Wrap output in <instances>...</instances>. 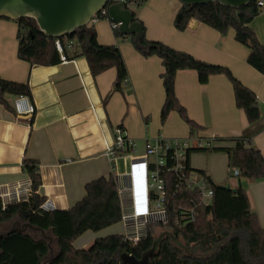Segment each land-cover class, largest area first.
Wrapping results in <instances>:
<instances>
[{
	"label": "crops",
	"instance_id": "crops-1",
	"mask_svg": "<svg viewBox=\"0 0 264 264\" xmlns=\"http://www.w3.org/2000/svg\"><path fill=\"white\" fill-rule=\"evenodd\" d=\"M181 7L179 0H141L129 9L144 24L148 41L162 42L200 61L228 68L256 94L262 114L257 124L250 126L244 110L236 106L233 86L225 75L211 76L207 85H201L193 70L178 72L175 93L200 129L193 134L175 111L162 124V60L144 57L129 36L116 37L107 19L91 21L88 26H94L101 45L118 46L129 77V85L114 92L107 102L117 79L115 68L94 77L85 58L32 66L18 57V23L0 19V76L28 84L29 101L35 108L33 114L20 115L18 107H25V102L12 95L6 96L12 110L0 103V186L26 181L29 177L23 171V160H35L42 177L38 194L52 209H71L85 196L88 183L112 175L105 152L114 143L118 127L134 142L139 156L144 154L147 141L159 138L200 137L214 141L212 149H232L241 136L250 137L251 145L264 156V76L248 64L249 52L236 41L233 29L221 35L191 20L187 29L179 32L174 24ZM250 27L264 45V11ZM190 165L216 185L241 186L264 227V181L231 178L229 156L224 151L194 152ZM123 232L117 234L112 227L89 231L74 242V247L88 249L97 239Z\"/></svg>",
	"mask_w": 264,
	"mask_h": 264
},
{
	"label": "trees",
	"instance_id": "trees-1",
	"mask_svg": "<svg viewBox=\"0 0 264 264\" xmlns=\"http://www.w3.org/2000/svg\"><path fill=\"white\" fill-rule=\"evenodd\" d=\"M135 2L140 3L141 0ZM259 14L256 0L240 9L219 4L193 7L182 5L174 25L179 32H184L190 21L196 20L221 35L233 29L236 41L249 52L248 64L264 76V45L250 27ZM103 19L109 20L108 15L99 13L93 21ZM134 20L142 24L145 32L144 24L135 14ZM16 23L19 25L18 57L30 65L60 64L61 55L56 48L58 40L63 56L68 61L85 58L94 77L111 68L117 70L114 88L106 102L114 92L122 91L129 85L128 71L120 49L116 45H101L93 25H87L73 35L54 39L44 36L30 19H21ZM114 33L118 38L129 36L134 43L132 35H122L118 28L114 29ZM142 43L149 50L136 49L144 57H159L164 67L162 124L175 111L193 134L200 129L176 97V76L185 70L196 71L201 85H207L211 76L225 75L233 86L236 106L244 110L249 125L253 126L262 119L256 94L236 79L228 68L200 61L162 42L148 41L145 36ZM8 95L32 98L28 84L7 81L0 76V103L12 110L6 101ZM210 151H224L228 154L231 178L232 170L238 169L239 181H264V156L251 145L250 137H238L232 149H194L192 153ZM22 168L32 182V197L27 202L8 205L6 208L0 204V230L9 229L15 221L28 222L44 231L48 239L39 232L11 234L2 240L0 264H124L123 255H130L139 261L148 256L150 264H264V227L251 210L247 193L241 186L235 188L236 192L225 190L208 177L214 190L211 206L199 210L195 223L178 227L175 223L178 207L182 201L186 202L187 198L193 197L194 193L185 191L176 196L174 177L169 175L167 225L151 226L148 237L135 246L125 241L122 235H113L97 239L88 249L78 250L74 242L86 232L97 233L121 222V204L113 175L88 183L85 196L71 209L55 210L49 207L45 197L38 194L42 185L39 162L24 158ZM198 172L205 174L203 171ZM160 230L168 233L156 243L155 234Z\"/></svg>",
	"mask_w": 264,
	"mask_h": 264
},
{
	"label": "built area",
	"instance_id": "built-area-1",
	"mask_svg": "<svg viewBox=\"0 0 264 264\" xmlns=\"http://www.w3.org/2000/svg\"><path fill=\"white\" fill-rule=\"evenodd\" d=\"M115 0H109V4ZM260 12L264 11V0H256ZM107 15L106 9L100 12ZM94 20V19H93ZM92 20V21H93ZM119 25L113 23V29ZM72 44V43H70ZM56 48L62 63L68 60L63 56L62 46L56 41ZM127 84V83H126ZM25 107H18V113L33 114L35 108L27 98H21ZM214 141L200 137L159 138L147 141L143 155H137L135 144L126 137L123 128L115 131L114 143L107 148L105 155L112 164V175L116 180L121 204V223L124 240L138 245L149 235L151 226H164L169 222V190L167 176L174 177L173 187L176 196L190 191L194 196L178 207L175 216L176 226L195 223L199 210L211 206L214 190L206 173L202 175L188 165L194 149L210 150ZM121 161V164H119ZM125 166H123V162ZM240 176L238 169L232 170V178ZM30 178L19 183L0 186V204L8 205L27 202L32 197Z\"/></svg>",
	"mask_w": 264,
	"mask_h": 264
},
{
	"label": "water",
	"instance_id": "water-1",
	"mask_svg": "<svg viewBox=\"0 0 264 264\" xmlns=\"http://www.w3.org/2000/svg\"><path fill=\"white\" fill-rule=\"evenodd\" d=\"M137 0H0V18L12 21L30 19L38 30L47 38L58 39L73 35L85 28L103 9H106L109 20L118 26L122 35H132L137 49L148 51L142 43L145 36L142 24L134 20V12L129 6ZM182 5L201 6L219 4L223 7L240 9L254 0H179ZM225 190L236 192L230 184L221 185ZM28 214L25 215L27 217ZM39 232L48 239L46 233L28 222H13L9 229L0 230V247L2 240L14 233ZM52 241L49 243L51 248ZM52 251V249H51ZM52 253V252H51ZM1 258V252H0ZM124 264H150L146 256L139 261L130 255H123Z\"/></svg>",
	"mask_w": 264,
	"mask_h": 264
},
{
	"label": "rangeland",
	"instance_id": "rangeland-1",
	"mask_svg": "<svg viewBox=\"0 0 264 264\" xmlns=\"http://www.w3.org/2000/svg\"><path fill=\"white\" fill-rule=\"evenodd\" d=\"M35 24V23H34ZM123 163V166H125V163H124V161H122ZM228 174V173H227ZM112 227V229H114L115 230V232L117 233V234H122V232L124 231L123 230V224L120 222V223H118V224H115V225H113V226H111ZM9 228V227H8ZM168 232L167 231H165V230H160V231H158L156 234H155V239H156V243L157 242H159V240L162 238V237H164V235L165 234H167Z\"/></svg>",
	"mask_w": 264,
	"mask_h": 264
}]
</instances>
